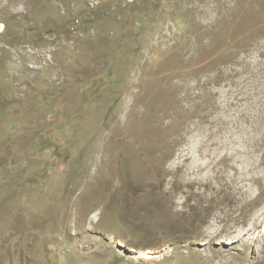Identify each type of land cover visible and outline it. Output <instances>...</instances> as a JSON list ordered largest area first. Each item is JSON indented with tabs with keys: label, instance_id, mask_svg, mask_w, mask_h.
I'll return each mask as SVG.
<instances>
[{
	"label": "rangeland",
	"instance_id": "obj_1",
	"mask_svg": "<svg viewBox=\"0 0 264 264\" xmlns=\"http://www.w3.org/2000/svg\"><path fill=\"white\" fill-rule=\"evenodd\" d=\"M0 264H264V0H0Z\"/></svg>",
	"mask_w": 264,
	"mask_h": 264
}]
</instances>
